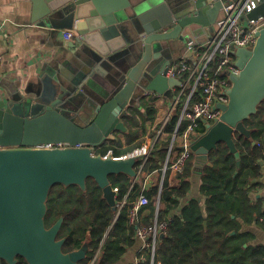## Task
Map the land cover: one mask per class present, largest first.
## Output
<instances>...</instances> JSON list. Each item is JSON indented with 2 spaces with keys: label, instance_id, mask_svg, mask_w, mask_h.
<instances>
[{
  "label": "water",
  "instance_id": "water-1",
  "mask_svg": "<svg viewBox=\"0 0 264 264\" xmlns=\"http://www.w3.org/2000/svg\"><path fill=\"white\" fill-rule=\"evenodd\" d=\"M33 1L43 19L71 25L79 35L74 48L85 53L111 57L127 45L124 33L134 37L122 83L113 92L97 95L83 86L71 92L63 88L50 104L12 103L0 95V264H17L19 257L28 264H82L88 245L64 253L65 240L58 239L64 219L46 227L50 190L56 184L86 190L87 179L93 178L116 210L109 177L125 173L137 178L138 158L104 157L95 151L115 140L116 132H127L122 117L147 91L172 100V88L181 82L166 76L173 60L161 58L163 43L182 41L183 31L192 24L213 32L226 0H183L182 11L167 0ZM260 16L264 1L250 18ZM235 55L241 72L231 77L229 103L219 106L220 119L207 124L205 133L193 135L191 151L209 164L211 152L224 143L240 169L235 136L251 137L244 121L264 101V29L253 49H238ZM58 143L71 147L35 148Z\"/></svg>",
  "mask_w": 264,
  "mask_h": 264
},
{
  "label": "trees",
  "instance_id": "trees-1",
  "mask_svg": "<svg viewBox=\"0 0 264 264\" xmlns=\"http://www.w3.org/2000/svg\"><path fill=\"white\" fill-rule=\"evenodd\" d=\"M156 99L155 96H143L135 105L129 106L122 117L127 128V132L123 133L125 142L117 137L108 140L96 151V155L106 156L113 151L114 157H122L143 146L149 126L157 119V109L153 105ZM179 115L177 111L168 124L166 137L160 141L145 166L146 174L164 166ZM244 125L251 132V137L235 136L236 147L241 154V168L238 169L236 158L228 146L219 144L211 152L210 165L202 173L201 201L192 199L181 206L191 188L192 154L184 172L179 174L180 187H170L166 176L161 194L160 187L144 188V175L138 180L125 173L111 175L109 179L113 189H119L116 201H122L128 195L127 205L118 215L93 178L87 179L86 190L78 185H54L47 200L46 227L51 228L60 218L64 219L58 239L65 240L64 253L88 245L87 258L82 264H89L95 257L94 264H117L135 245L138 229L151 226L156 218L161 222L172 217L164 238L157 242L153 264H264V246L251 245L249 235L240 232L238 222V218L249 208L250 180L261 175L264 101L259 105L258 112L244 121ZM186 126L182 124L179 136L183 135ZM205 132L206 127L201 123L196 133ZM139 167L138 161L136 171ZM142 192L148 196L150 204L142 207L132 222L131 210ZM159 195L160 204L165 208L158 210ZM232 232L235 234L232 235ZM139 257V264H152L149 249H145ZM17 264L28 263L19 257Z\"/></svg>",
  "mask_w": 264,
  "mask_h": 264
},
{
  "label": "crops",
  "instance_id": "crops-1",
  "mask_svg": "<svg viewBox=\"0 0 264 264\" xmlns=\"http://www.w3.org/2000/svg\"><path fill=\"white\" fill-rule=\"evenodd\" d=\"M167 1L177 10H183V0ZM223 15L222 9L218 20ZM66 32H74L75 37L71 40L65 39ZM212 34L210 29L200 24H192L183 31L182 41L163 43L161 58L172 61L188 57L189 39L201 44ZM124 35L122 41L127 45L111 57H104L93 50L88 54L78 47L74 48L79 35L71 25H60L59 21L43 19V14L35 7L33 0H0V51L3 55V65L0 68V95L12 103L50 104L58 99L63 88L71 92L75 89L82 90L83 86L97 95L107 91L113 92L122 83V71L127 66L125 60L134 39L130 33L126 32ZM152 96L157 98L153 104L157 109V119L149 126V132L163 120L172 104L166 96L153 93L149 97ZM144 97L149 98L145 95ZM141 110L145 112L144 109ZM116 134L118 133L116 132L115 136ZM181 154L182 148L178 142L174 157ZM192 154L194 159L190 177L191 188L186 198L181 201V206H185L192 199L202 200L201 177L204 168L209 164L202 163L193 152ZM260 163L261 175L252 178L248 186L249 208L238 218L240 232L249 235V243L254 246H264V160ZM162 174V168L145 174L144 188L146 190L161 188L160 177L163 176L162 181L164 182L167 176L170 187H180L178 173L169 170L166 175ZM164 208L165 206L160 204L159 195L157 209ZM144 245L142 240L137 239L135 245L117 264H139V254L144 251Z\"/></svg>",
  "mask_w": 264,
  "mask_h": 264
},
{
  "label": "built area",
  "instance_id": "built-area-1",
  "mask_svg": "<svg viewBox=\"0 0 264 264\" xmlns=\"http://www.w3.org/2000/svg\"><path fill=\"white\" fill-rule=\"evenodd\" d=\"M264 0H226L224 3L222 18L217 20L212 36L204 43H197L193 39L187 41V50L190 57L180 60H173L167 71V78L177 79L181 84L172 88L173 102L168 113L152 132L147 135L146 143L120 158L137 157L140 162L137 178L145 175V166L155 152L160 141L167 135L166 128L177 111L180 112L177 128L173 134V139L168 150L167 158L162 167L163 175L167 171L173 170L182 174L185 170L186 162L192 155V137L202 123L205 127L220 119L223 111L221 105L229 103L228 92L232 87L231 77L238 76L240 69L237 66L236 51L238 49H253L258 41V33L264 29V17L257 19L250 18ZM65 39L71 40L75 37L74 32H66ZM3 65V55L0 51V68ZM153 93L146 92L145 96ZM186 129L183 135H178L182 124ZM181 145L182 154L174 157V150L177 143ZM71 146L64 143L42 144L37 149H67ZM76 147H81L80 145ZM113 156V151H109L106 156ZM114 157V156H113ZM118 158V157H117ZM162 186L160 188L161 194ZM117 194L118 188L114 189ZM129 194V193H128ZM127 197L122 201H116L117 215L124 206L127 205ZM150 200L142 192L134 203L131 210V219L134 222L139 210L148 206ZM173 218L169 217L164 221H158L149 227L140 228L137 231V238L144 242V250L149 249L154 261L157 242L162 234L168 230ZM96 257L92 260L94 264Z\"/></svg>",
  "mask_w": 264,
  "mask_h": 264
},
{
  "label": "rangeland",
  "instance_id": "rangeland-1",
  "mask_svg": "<svg viewBox=\"0 0 264 264\" xmlns=\"http://www.w3.org/2000/svg\"><path fill=\"white\" fill-rule=\"evenodd\" d=\"M171 102H173V98H172ZM117 133H118L117 136H119L120 139H122V141L125 142V137H124L123 133H122V132H117ZM162 176H163V174H162ZM163 177H164V176H163ZM163 177H160V186H162V182H163L162 180H163Z\"/></svg>",
  "mask_w": 264,
  "mask_h": 264
}]
</instances>
